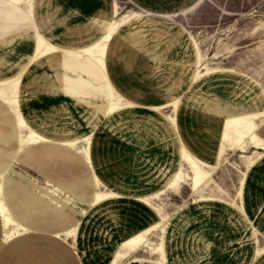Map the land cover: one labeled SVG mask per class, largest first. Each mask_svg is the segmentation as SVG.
<instances>
[{
  "label": "rangeland",
  "instance_id": "374dc122",
  "mask_svg": "<svg viewBox=\"0 0 264 264\" xmlns=\"http://www.w3.org/2000/svg\"><path fill=\"white\" fill-rule=\"evenodd\" d=\"M7 9L0 264H264V0Z\"/></svg>",
  "mask_w": 264,
  "mask_h": 264
},
{
  "label": "crops",
  "instance_id": "0c3cea01",
  "mask_svg": "<svg viewBox=\"0 0 264 264\" xmlns=\"http://www.w3.org/2000/svg\"><path fill=\"white\" fill-rule=\"evenodd\" d=\"M1 1H4V0H0V2ZM87 3V0H84V4H86ZM3 6V5H2ZM81 6V5H80ZM4 7V6H3ZM6 7V6H5ZM8 7V6H7ZM83 9L85 8V7H83V6H81ZM72 10H77V9H74V8H71ZM8 11H2V10H0V18L2 19L1 20V23L2 24H0V33H1V31H2V29L3 28H5V26H7V24L9 23L8 21L11 19V20H13V21H18V19L20 20L21 19V21H26L27 22V24L25 25V27L23 28V29H21V30H19V31H16V32H14V33H9V35H8V37H11V38H14V37H17V36H21L23 33H25V32H28V31H30V30H32V31H35L34 33H35V37H36V48H35V52H34V54L30 57V60H29V62L27 63V64H25V65H23V68L21 69V74L20 75H24L29 69H30V66L32 65V64H35V63H37L38 61H39V63L41 64V63H43L42 62V60L40 59L39 60V58H40V56H38V53H36V50H37V45H39V42H41V37L42 36H44L45 37V35L43 34V32H42V30H41V28L39 27V25L36 23V15H35V11H31V13H32V18H33V20H32V18H30V16L27 14V16H24L21 12H19L18 14H20L21 16H19L18 18L17 17H15V14H17L16 12H12V11H9L10 9H7ZM12 10H15V9H12ZM35 10V9H34ZM16 11V10H15ZM10 14H13L14 15V17H10L9 15ZM103 19V18H102ZM112 19V18H111ZM111 19H109L108 21H107V18H105L104 20H103V22L104 21H106L107 22V27H102V25H99V23L98 24H96V25H92V27L94 28V27H96V28H100L101 29V31L102 32H105L106 30H108L109 28H110V26H111ZM84 30L83 29H80V28H77V29H73V30H71V32L72 33H76V34H79V35H82V32H83ZM89 31H91V29H87V31L86 32H88L89 33ZM1 39V38H0ZM88 45V44H87ZM87 45H85V46H87ZM84 47V46H83ZM71 48H73L72 50H74V51H76V52H78L79 50H80V48L81 47H71ZM73 60H74V58H73V56H72V58L71 59H67V61L69 62V63H73ZM101 69V71H102V73H103V75L105 76V78L107 79V82L110 84H112L113 82H112V79H111V77H110V73H109V69H108V67H107V65L106 66H104L103 68H100ZM108 88V87H107ZM106 93H108L109 94V91H107ZM231 136V135H230ZM230 136H224L225 138H227V137H230ZM227 139H229L230 140V142H234V141H236V139H234V137L232 138V136H231V138H227ZM190 151V150H189ZM191 152V151H190ZM192 153V152H191ZM193 154V153H192ZM31 155V154H30ZM193 157H195L196 159H197V157L193 154ZM186 158L188 159L189 158V155L186 153ZM253 198L249 195L248 197H247V202H246V199H245V203H247V207H248V209H246V206H245V210H246V212H249V213H251L252 215H254V217H255V219L258 221V222H263L262 224H263V226L261 227V229L263 230V232H264V202H262V204L261 205H259V208H253V203H252V200ZM249 203V204H248ZM256 209H258L257 210V212H256Z\"/></svg>",
  "mask_w": 264,
  "mask_h": 264
}]
</instances>
